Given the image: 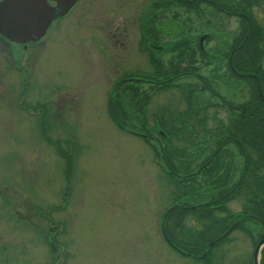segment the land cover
<instances>
[{"label":"rangeland","instance_id":"374dc122","mask_svg":"<svg viewBox=\"0 0 264 264\" xmlns=\"http://www.w3.org/2000/svg\"><path fill=\"white\" fill-rule=\"evenodd\" d=\"M151 1L79 0L28 51L0 36V264H205L175 251L167 237L192 243L205 226L193 215L164 217L177 204L216 200L222 178L223 191L230 189L227 172L209 176L202 166L229 113L220 104L208 109L204 99L215 94L195 75L168 89L123 81L157 75L140 41ZM170 8L161 24L172 26L170 39L191 41L188 50L206 35L209 56L206 62L199 55L196 65L216 94L224 84L229 102L248 103L253 80L234 81L227 70L228 44L241 20L217 15L208 4ZM139 46L146 48L142 56ZM257 54L263 61V49ZM171 55L163 52L160 61L167 66ZM227 202L232 218L243 214L244 198ZM259 231L246 220L211 257L246 263Z\"/></svg>","mask_w":264,"mask_h":264},{"label":"flooded vegetation","instance_id":"af4514ba","mask_svg":"<svg viewBox=\"0 0 264 264\" xmlns=\"http://www.w3.org/2000/svg\"><path fill=\"white\" fill-rule=\"evenodd\" d=\"M203 4H205L206 6L208 4L217 13V15L220 13L225 16L236 17L241 20V23L239 25V27H241L239 34H234L231 37L230 43L228 44L229 52L226 54V57L229 59L227 67V70H230L229 79L233 78L232 80L234 81H242L241 79L243 77H246L253 80V86L251 89L252 92L249 98L250 102L248 100V103L246 104H234L229 102L230 99L226 97L224 84L222 86L223 92L216 94L217 92L214 90V87L211 86L209 76L201 73L199 68L200 66L198 67L196 65L197 63H195L196 66L193 68V64L190 61V54L192 52V49L197 51L198 56L196 57V59L203 57V60L207 62L206 58L207 56H209V53L204 49V45L201 43V38H199L200 41L198 47H192L190 45L191 47L188 48V50H185L183 48L187 46L186 44L191 43V41L184 38V41L182 39L178 40L177 42L171 40L170 37L173 33L171 29L172 26L166 23L165 26L161 25L162 19H166V11L171 9L170 7L176 6L177 8H179V10L186 11V9H191L197 11ZM189 5L192 8H188ZM144 10V21L140 24L142 31V39L140 41L142 45L146 43V45H148L149 49L151 50L152 56H150V60L156 63L153 73H157V75H155V79L146 77L138 81H143L142 83L148 82L154 85L158 84L161 89H168L164 87L177 86L175 80H178L181 77H189L195 75L199 79L202 78L201 80L204 83L203 89H205V91L207 90L208 92H213L215 94L214 97H206L205 99L203 98L205 100L204 103L206 104V106H208V109L218 107V105L220 104V107H222V109H226L229 113L223 121V127L221 129H218L221 131V134L219 135L220 139L215 142V145L217 147L210 154L211 157L207 161H205L204 164H202V166H206V168H208L206 174L209 175H212V173L215 174V172L219 173L220 171V174L224 175L227 172L226 177L230 178L232 181V184L229 186L230 189L226 194L216 197V200L211 201V203L213 204L212 206H217V204L221 205L219 201L222 200V203H228L226 202L228 201L226 199L229 195L238 197L241 194L240 189L236 190L235 192L233 191V189H236V186L241 181L247 180L251 177L264 178V69H262V63L264 62V59L263 61L256 59V56L258 55L257 52L262 53L263 49L264 54V0H152ZM160 13H162V16L160 15ZM261 13L263 14L260 16L259 14ZM179 18H181L180 15ZM168 19H172V17H168ZM168 29H170L172 32ZM108 33H113V35L116 36L120 32L118 30H112L108 31ZM219 34L221 33L219 32L218 35ZM220 36H216V38L218 39V56L220 54L219 58L221 59L223 58L224 53L221 49L223 41ZM204 42H206V40H204ZM115 43L118 47L124 44L119 43V41H116ZM245 44L246 53H240L239 49ZM139 47V51L137 52L140 53L139 56H142V54H145L144 50L146 48L144 49L143 46ZM22 48L24 50H27L28 47L22 46ZM177 51L178 58L177 56L175 57ZM163 52L172 53L167 61V66L160 61V56ZM236 54H240V58H242L240 62H238ZM253 63H255L256 69H253L252 71L251 69H249V67ZM243 69H245L247 76H245V71H242ZM125 73V75L138 74L136 72L133 73L130 71ZM131 78L135 79V77ZM128 79L129 77H126L123 81L126 80L128 83L133 81ZM258 91L260 93H258ZM213 99H216V102L213 101ZM260 99L263 101H261ZM190 100V103L194 105L193 98ZM235 152H237L240 156L235 155ZM252 164L259 166L258 175L250 174V166ZM211 170L214 171L211 172ZM247 171H249V173ZM249 214L259 217L253 213ZM249 214H244V212L243 214L238 213L235 219L238 220L240 216ZM249 219L255 221L259 226L260 222H258L255 218L249 217ZM259 227L261 228V226ZM261 234L262 232L260 233L259 231L258 235L256 236L257 239H253V252L250 258L244 264H256L255 249L258 243L261 241ZM168 243L175 251L179 252L180 254H183L185 256L188 255L197 260L199 259L203 263L205 262V264H229L228 262H226L227 256L225 254L221 256L219 255L218 257H211L214 246L208 251L209 253L206 258H201V255L203 253L195 255V253L191 252V250L193 249L192 247H194V244L192 243L186 242L183 244H178L175 243V241L170 236ZM263 258L264 255L262 250V253L258 260L259 264H264Z\"/></svg>","mask_w":264,"mask_h":264},{"label":"water","instance_id":"95a60500","mask_svg":"<svg viewBox=\"0 0 264 264\" xmlns=\"http://www.w3.org/2000/svg\"><path fill=\"white\" fill-rule=\"evenodd\" d=\"M79 0H1L0 1V34L4 38H8L12 42H18L27 45L28 42H38V40L45 37L52 22L57 19L58 15L62 16L68 14V11L78 3ZM56 3V5L52 4ZM61 11L57 14V10ZM201 37L203 44L204 38ZM178 208L175 205L167 212L170 213ZM249 217L256 218L262 223L264 228V219L253 215H246L239 218L228 231L218 238L222 240L229 235L235 228ZM165 230V228H164ZM167 235V234H166ZM168 237V235H167ZM217 241L210 243L209 247L215 245ZM264 245V229L261 234V241L256 247L255 261L259 264L261 247ZM207 253L203 255L206 257Z\"/></svg>","mask_w":264,"mask_h":264},{"label":"trees","instance_id":"16d2710c","mask_svg":"<svg viewBox=\"0 0 264 264\" xmlns=\"http://www.w3.org/2000/svg\"><path fill=\"white\" fill-rule=\"evenodd\" d=\"M188 8H192V7L189 5ZM245 46L246 44L239 49L240 53H246ZM197 56H198L197 51L192 49V52L190 54V61L193 64V68L195 67V63L198 62L196 61ZM258 93L260 92L258 91ZM192 96H193V91L191 92L189 99H192ZM250 167H251L250 168L251 175L259 174L258 165L256 166L252 164ZM186 168H188V165ZM213 171L214 170H211V172ZM247 172L249 173V171ZM226 182L227 180H225V178L221 179L220 184L222 186H219L221 188V191H220L221 195H224L228 192V190L227 192L223 191V190H226V188H224L226 185ZM236 187L237 188L233 189V191L235 192L236 190L240 189L241 194L238 193L240 194L238 197H233L232 195H229L226 200H229L232 198L233 200L244 198L245 199V204L243 205L244 214L253 213L259 217L264 218V196H263L264 178L263 177L261 178L251 177L247 180L241 181ZM222 202L223 200L219 201L221 205L217 204V206H212L213 204L211 203V201L210 202L208 201L206 203H200V204H197V207L195 209L191 207L181 206L179 209L174 210V212L170 213L171 216H173L175 213L177 214L179 213L181 221L185 220V218L188 215H193L197 221L201 222L202 225L205 226L204 230L199 231L200 235L197 238V240L192 241V244H194V247H192L193 249L191 250V252L195 253V255L202 254L203 252H205L207 250L208 241L214 240L218 238L219 236H221L222 234H224L235 221V217L232 218L234 214L231 212V209H229L227 203H222ZM218 212L224 213L225 216L218 217L217 216ZM230 218H231V221H230ZM227 220L229 221L226 222ZM215 227H217L220 233L218 234V236H210L212 235L211 230L214 229ZM187 243H191V241H188ZM262 250H263V255H264V248ZM263 261H264V258H263Z\"/></svg>","mask_w":264,"mask_h":264}]
</instances>
